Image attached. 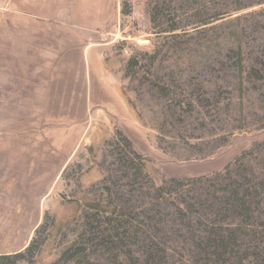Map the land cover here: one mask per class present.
Wrapping results in <instances>:
<instances>
[{
  "label": "rangeland",
  "instance_id": "374dc122",
  "mask_svg": "<svg viewBox=\"0 0 264 264\" xmlns=\"http://www.w3.org/2000/svg\"><path fill=\"white\" fill-rule=\"evenodd\" d=\"M218 174L256 190L247 215L186 210ZM263 185L264 0H0V256L264 264ZM224 225L232 254L191 249Z\"/></svg>",
  "mask_w": 264,
  "mask_h": 264
},
{
  "label": "trees",
  "instance_id": "16d2710c",
  "mask_svg": "<svg viewBox=\"0 0 264 264\" xmlns=\"http://www.w3.org/2000/svg\"><path fill=\"white\" fill-rule=\"evenodd\" d=\"M225 173L227 171V175H229L230 171L227 167L225 170ZM216 177L220 178L223 177L221 180V184H218L217 187L214 185L208 186V190L200 189V194L198 192H195L194 195L190 197L193 204L192 205H185V198L182 201L181 204L185 205L187 208L186 210L192 211L194 210V206L200 207V208H206L207 205V211L209 214H211L217 221H226V219H229V216H233L234 214H239L240 218L243 217L244 214H248L250 211V205L248 202H252L254 199L258 197L256 190L250 191L249 189H244V184H250L249 181H247L244 177L238 176L240 180L233 179L234 177H225V174H218ZM225 177V178H224ZM201 181V180H199ZM199 181L191 182V185L193 183H199ZM171 183L176 184L177 186L180 185L177 181H172ZM264 186V185H263ZM204 190V191H201ZM154 194L158 195L161 199L165 198V186L154 188ZM248 201V202H247ZM181 206V205H179ZM178 209V208H177ZM181 216H184V210L178 209L177 210ZM205 212V210H202ZM223 213L226 214L225 217H222ZM147 214V213H146ZM209 216V215H208ZM207 217V216H203ZM210 217V216H209ZM223 219V220H222ZM183 221V220H182ZM116 221H109L107 223V226H113L115 225ZM226 227H221V229L214 230L211 229L210 231H203V234L206 235L205 239H200L194 236L193 238V245L192 250H198V252L204 253L207 256L214 257L216 255L222 254L224 256L225 254L229 255L232 254L234 245L236 247V242L241 237V228L240 227H228V225H224ZM107 227V228H108ZM127 228L130 230L123 231V239H133L136 244H141L144 247V250L147 252L154 250V238L157 240L158 237L163 236V232H160L161 229H155V232L151 230V228H148L145 231L143 229L138 227H133L132 225H126ZM188 227H191L190 224ZM119 227H116V230H118ZM111 230V228H110ZM105 230L101 231H95L94 234L96 235H102V233ZM109 231V228H108ZM110 232V231H109ZM108 233V232H107ZM174 234L176 233V230L174 231ZM115 237L112 235H108L109 237L106 238L105 246H112L113 241L112 238L119 237L120 234H114ZM193 235V234H191ZM200 239V240H199ZM138 240V241H137ZM116 244H114L115 246ZM232 247V249H231ZM115 250V249H114ZM38 250L36 249L35 242H32L29 244V246L22 252L11 256H0V264H19L20 262H24V255H27L29 258L28 264H33V260L35 256L38 254ZM230 252V253H229ZM148 260H152L151 256L148 255ZM32 260V261H31Z\"/></svg>",
  "mask_w": 264,
  "mask_h": 264
}]
</instances>
